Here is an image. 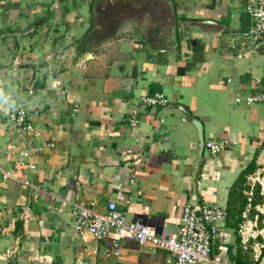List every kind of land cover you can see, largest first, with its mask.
Segmentation results:
<instances>
[{
  "label": "crops",
  "instance_id": "0c3cea01",
  "mask_svg": "<svg viewBox=\"0 0 264 264\" xmlns=\"http://www.w3.org/2000/svg\"><path fill=\"white\" fill-rule=\"evenodd\" d=\"M97 5L0 0V85L9 103L37 113V135L19 134L8 105L0 110V264H166L167 250L133 240L108 256L120 236L95 240L74 227L76 205L104 213L110 202L166 237L187 203L220 206L227 217L200 264H255L239 230L240 186L264 141V102L236 97L264 80V35L246 36L252 21L239 0H174L165 42L99 44ZM156 93L200 120L205 142L231 144L217 156L204 146L199 160L194 127L167 106H139L132 126L136 99Z\"/></svg>",
  "mask_w": 264,
  "mask_h": 264
},
{
  "label": "built area",
  "instance_id": "2783aa9c",
  "mask_svg": "<svg viewBox=\"0 0 264 264\" xmlns=\"http://www.w3.org/2000/svg\"><path fill=\"white\" fill-rule=\"evenodd\" d=\"M243 9L251 18V26L246 36L258 40L264 35V0H239ZM63 55H56L57 61L62 60ZM264 78V77H263ZM253 93L246 95L238 94L236 101L243 98L251 103L264 102V80H256L253 83ZM169 100L164 93H156L151 96H141L136 99L134 109L131 113L130 124L137 125L139 106L144 108L154 106H167ZM36 110H30L24 100H20L15 107L8 112V119L19 134L31 133L37 135L35 124ZM229 140L218 142L213 139L205 142V148L213 156H217L223 148L229 146ZM43 148L55 146L53 142L42 143ZM41 148V149H43ZM135 160L132 165H135ZM35 168V164H30ZM4 178H11V172H4ZM134 182V178L131 179ZM26 186L38 189V186L30 181L24 182ZM45 187H41L43 189ZM94 204L75 206L73 225L77 230L89 231L95 240H102L114 233L121 238H115L107 252L108 256H119L122 253L124 240H133L139 244H152L158 249L169 252L166 264H200L210 261L212 246L219 237L220 223L227 217V211L217 205L201 206L196 202L185 205L181 222L175 231L168 237L159 234L153 226L141 221H128L126 216L118 208L115 202L108 204V210L104 213L98 212ZM98 250H95L97 253Z\"/></svg>",
  "mask_w": 264,
  "mask_h": 264
},
{
  "label": "rangeland",
  "instance_id": "374dc122",
  "mask_svg": "<svg viewBox=\"0 0 264 264\" xmlns=\"http://www.w3.org/2000/svg\"><path fill=\"white\" fill-rule=\"evenodd\" d=\"M149 4L150 1H147ZM121 4L117 2L116 6L110 7L107 10H102L100 7H95L94 22L96 29L99 30L98 42L102 44L105 41H124L127 42L133 36L140 35L142 39H149L154 43H163L170 39L172 35V27L175 22L171 21L170 10L165 3H160L156 8L150 4ZM256 169L248 174L243 185L244 195L248 197V202L254 198L253 193L260 186V194L262 203L256 206L258 215L252 217L250 209L253 208L250 204L242 217L241 226H239L240 234L244 242V246L253 255L254 260H260V264H264V256H261L262 241L264 239V141L260 148L257 149ZM263 215L261 223L259 215Z\"/></svg>",
  "mask_w": 264,
  "mask_h": 264
},
{
  "label": "water",
  "instance_id": "95a60500",
  "mask_svg": "<svg viewBox=\"0 0 264 264\" xmlns=\"http://www.w3.org/2000/svg\"><path fill=\"white\" fill-rule=\"evenodd\" d=\"M111 1L112 2H110V0H98L97 7H100L102 10H107L110 7L116 6L117 2H120L121 4H124V6L127 4H131V5L132 4H136V5L143 4V6L141 7L143 9L144 5L148 4L147 1H150L149 4L153 8H156L160 3H165L170 10V15H171L170 20L175 22V25H173V30L174 32L176 31L177 18H176V10L174 7V0H111ZM183 30H185V28ZM166 110L178 111L181 116V121L185 123H189L194 127L196 131V142L194 146H195V149L197 150L198 158L199 160H201L203 156L204 146H205V137H204L202 122L198 120L197 118L192 117L189 114V111L181 105H170L166 107Z\"/></svg>",
  "mask_w": 264,
  "mask_h": 264
},
{
  "label": "trees",
  "instance_id": "16d2710c",
  "mask_svg": "<svg viewBox=\"0 0 264 264\" xmlns=\"http://www.w3.org/2000/svg\"><path fill=\"white\" fill-rule=\"evenodd\" d=\"M256 153H257V151L255 152V155H257ZM256 161L257 160H256V156H255V158H253L252 161L245 168V175H244V177L242 179V185L240 186V188L242 190H244L243 185L245 183L246 176L248 174L254 172L255 169H256V165H257L256 164ZM253 195H254V198H251L250 202H248L249 201L248 200V197H246L242 193L243 199L241 201V209L239 210V213L242 214V212L244 211V209L250 204L251 206H253V208L250 209L251 216L254 217V216L258 215V213L256 212L255 209H256V206L258 204L262 203V196L260 194V186H258L256 192L253 193ZM259 217H260V220H261V223H262V221H263V215L261 214V215H259ZM259 239H260V241H262V250H261V256L260 257H263L264 256V239L262 237H259ZM260 260H261V258H259L257 261H255V264H260Z\"/></svg>",
  "mask_w": 264,
  "mask_h": 264
},
{
  "label": "clouds",
  "instance_id": "9594fccd",
  "mask_svg": "<svg viewBox=\"0 0 264 264\" xmlns=\"http://www.w3.org/2000/svg\"><path fill=\"white\" fill-rule=\"evenodd\" d=\"M10 97L4 92L3 86L0 85V110H5V105H8L6 111H11L15 107L13 103H9Z\"/></svg>",
  "mask_w": 264,
  "mask_h": 264
}]
</instances>
